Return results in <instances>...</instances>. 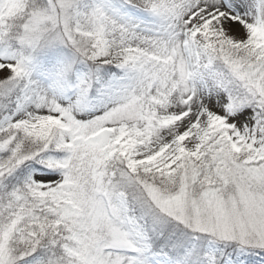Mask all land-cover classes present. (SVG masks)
<instances>
[{
	"label": "snow or ice",
	"instance_id": "6c2138e0",
	"mask_svg": "<svg viewBox=\"0 0 264 264\" xmlns=\"http://www.w3.org/2000/svg\"><path fill=\"white\" fill-rule=\"evenodd\" d=\"M0 264H264V0H0Z\"/></svg>",
	"mask_w": 264,
	"mask_h": 264
}]
</instances>
